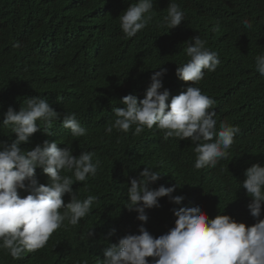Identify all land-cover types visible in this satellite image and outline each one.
<instances>
[{
    "label": "trees",
    "instance_id": "1",
    "mask_svg": "<svg viewBox=\"0 0 264 264\" xmlns=\"http://www.w3.org/2000/svg\"><path fill=\"white\" fill-rule=\"evenodd\" d=\"M135 2L0 0V122L9 106L18 111L28 98L45 99L61 118L76 113L87 135L73 137L55 121L51 135L38 131L21 148L31 150L45 140L56 141L60 148L72 142L73 155L89 151L95 153L94 161L100 160L94 177L73 184L79 199L98 198L91 212L77 226L64 221L44 248L20 260L0 251V264H98L108 243L139 234L142 222L124 206L129 178L138 177L145 167L162 174L153 188L177 184L173 195L185 197L180 205L163 197L159 208L146 210L145 227L154 237L174 227L172 208L196 204L209 218L224 214L246 226L257 222L240 183L252 164L264 166V77L255 71V57L264 55V0H174L185 19L170 30L164 23L170 0H154L148 26L126 38L119 16ZM245 19L252 28L244 26ZM197 35L218 52L221 63L214 72L205 70L194 86L215 100L217 131L221 122L240 129L228 157L215 168L200 170L194 168L195 145L190 139L164 140L155 127L140 135L133 134L134 126L127 134L105 131L114 122L113 108L124 107L120 100L129 94L143 99L159 67L168 69L162 83L170 99L186 91L191 82L181 81L175 71L189 59L187 42ZM14 139L10 128L0 127V142ZM36 175L47 183L42 169ZM18 193L21 198L29 194ZM69 199L66 194L65 202ZM113 228L116 235L106 240ZM91 230L94 235L89 237Z\"/></svg>",
    "mask_w": 264,
    "mask_h": 264
},
{
    "label": "clouds",
    "instance_id": "2",
    "mask_svg": "<svg viewBox=\"0 0 264 264\" xmlns=\"http://www.w3.org/2000/svg\"><path fill=\"white\" fill-rule=\"evenodd\" d=\"M153 9L154 0H136L129 4L119 16L126 38L135 37L148 26ZM184 19L180 6L170 0L164 17L167 28L180 26ZM242 23L252 28L249 20ZM187 44L189 59L175 71L181 81L191 82L186 91L170 99V91L162 83L168 69L159 67L150 77L143 99L129 94L120 100L124 107L113 108L114 122L105 131L111 134L116 129L127 134L134 126L133 134L140 135L145 129L155 127L163 132L164 140L190 139L195 145V169L215 168L228 157L240 129L221 122L217 131L215 100L194 86L204 78L205 70L216 71L221 63L218 52L206 47L207 41L199 35ZM255 71L264 77V55L255 57ZM3 116L0 127L10 128L15 139L10 144L0 142V251L20 260L26 253L44 248L52 234L64 226V221L77 226L91 212L98 198L88 195L79 199L73 184L94 177L100 160L94 161L95 153L89 151L73 155L72 142L60 148L56 141L45 140L31 150L21 148V144L29 142L38 131L51 135L55 121H60L61 127L70 130L73 137L86 136L87 129L74 112L61 118L45 99L32 97L26 99L18 111L9 106ZM37 169H42L47 176L46 184L39 182ZM66 172L71 175H65ZM244 175L240 184L251 198L247 207L256 223L246 226L224 214L209 218L202 205L196 204L172 208L174 227L154 237L145 227L149 219L146 210L159 208L160 198L167 197L170 203L180 205L185 197L173 195L177 184L153 188L162 174L145 167L138 177L129 178L124 206L129 212L137 213L136 219L142 222L139 234L128 233L118 238V242L108 243L102 249L103 259L98 264H264V219L261 218L264 166L254 163ZM18 190L29 194L21 198ZM66 194L70 197L67 203ZM88 235L92 237L93 231ZM115 235L113 228L105 239L110 240Z\"/></svg>",
    "mask_w": 264,
    "mask_h": 264
}]
</instances>
